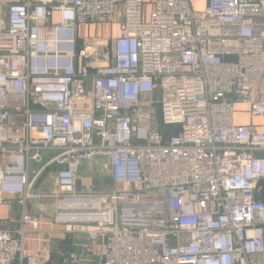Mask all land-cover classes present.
Wrapping results in <instances>:
<instances>
[{
    "label": "built area",
    "instance_id": "built-area-1",
    "mask_svg": "<svg viewBox=\"0 0 264 264\" xmlns=\"http://www.w3.org/2000/svg\"><path fill=\"white\" fill-rule=\"evenodd\" d=\"M115 2L0 0V264H78L24 246L57 223L100 264H264V124L233 121L264 118V0H123L117 35L79 38ZM93 157L110 188L79 192Z\"/></svg>",
    "mask_w": 264,
    "mask_h": 264
},
{
    "label": "crops",
    "instance_id": "crops-1",
    "mask_svg": "<svg viewBox=\"0 0 264 264\" xmlns=\"http://www.w3.org/2000/svg\"><path fill=\"white\" fill-rule=\"evenodd\" d=\"M11 1H20V0H11ZM145 2H149V0H144ZM122 2L123 0H116V6L112 17V22L104 23V24H90V25H79L78 26V36L79 38L85 37H98V38H108L111 39L118 33L119 24L122 20ZM58 19L57 14L55 13L52 17V21L56 22ZM261 96L264 99V81L261 84ZM248 122H253V119H249ZM102 159L103 164L105 159L102 157H98ZM87 163L82 164L79 168V179L77 181V190L80 192L82 187H91L93 186V180L91 176H87L83 179V173L85 172L86 167H88L91 161H86ZM82 167V172H81ZM107 183L104 184L105 181L102 180V183L99 182L102 188L109 189L110 188V179L108 173L106 172L105 178ZM48 181L51 187H54V172L50 171L47 175L45 181L42 183L40 190L44 189L45 182ZM264 195V193L262 192ZM19 195H5L3 201L0 202V218L6 221V226L14 232V230L18 227L19 224V216H20V206L18 203ZM35 201L30 203V207H33ZM54 207V206H53ZM54 212V210H53ZM54 215L52 217H45L46 220H53ZM65 225L63 223H57L54 225L55 233L48 234L46 232L42 233V238L38 240L36 243L33 241L32 237L29 236L24 241V246L27 249H33L35 247H46L51 249V258L56 262H62L66 257H68L71 251H75L76 258L78 259V264H100V262L93 256L91 253H81L80 246L82 243L87 241V235L81 232H67L64 230ZM47 228V226H45ZM98 246V245H96Z\"/></svg>",
    "mask_w": 264,
    "mask_h": 264
},
{
    "label": "rangeland",
    "instance_id": "rangeland-1",
    "mask_svg": "<svg viewBox=\"0 0 264 264\" xmlns=\"http://www.w3.org/2000/svg\"><path fill=\"white\" fill-rule=\"evenodd\" d=\"M192 3V7L195 10H201L204 6V0H191ZM247 109V104L246 103H240L238 105H236V111L233 114V121L236 124H246L249 123V116L248 114L245 112V110ZM254 123H258V124H264V118H253ZM89 161H91L90 165L88 167H86L85 172L83 173V179L87 176H91V179L93 180V186L91 185V187H82L80 192L83 193H92V192H105L108 189L102 188L101 184L99 182L102 183V180L105 181V183H107L105 178V174L107 172V170L103 167V161L102 159H99L98 157H93L92 159H90ZM87 163V162H82L80 164V166H82V164ZM81 172H82V167H81ZM79 175V172H78ZM258 188H263L264 187V183L258 182L257 184ZM52 190V187L50 185V183L48 181L45 182L44 184V189L43 191L45 193H50ZM53 201L52 199L49 198H41V199H37L35 200L34 204H33V211L36 213H40L41 215H43L44 217H52V215L54 214L53 210Z\"/></svg>",
    "mask_w": 264,
    "mask_h": 264
},
{
    "label": "trees",
    "instance_id": "trees-1",
    "mask_svg": "<svg viewBox=\"0 0 264 264\" xmlns=\"http://www.w3.org/2000/svg\"><path fill=\"white\" fill-rule=\"evenodd\" d=\"M161 130L162 131L165 130L164 126L161 127ZM259 182L264 183V180H260ZM260 190H261V192L263 191V193H264V187L261 188ZM258 197L261 198V199H264V195L262 193Z\"/></svg>",
    "mask_w": 264,
    "mask_h": 264
},
{
    "label": "bare ground",
    "instance_id": "bare-ground-1",
    "mask_svg": "<svg viewBox=\"0 0 264 264\" xmlns=\"http://www.w3.org/2000/svg\"><path fill=\"white\" fill-rule=\"evenodd\" d=\"M66 207H69V206H66ZM66 218H70V219H72L73 217H75V214H73V213H68V214H65L64 215Z\"/></svg>",
    "mask_w": 264,
    "mask_h": 264
}]
</instances>
